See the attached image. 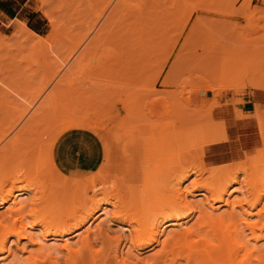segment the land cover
Segmentation results:
<instances>
[{"label": "rangeland", "instance_id": "374dc122", "mask_svg": "<svg viewBox=\"0 0 264 264\" xmlns=\"http://www.w3.org/2000/svg\"><path fill=\"white\" fill-rule=\"evenodd\" d=\"M12 4L17 9L21 7H24V9L18 14V18L8 20L7 25H2V31H0V134L11 126L16 115L18 117V112L29 110L27 115L24 116L25 120L22 118L21 122L24 123L19 122L13 130H10V136L7 135L6 138L11 139V137H14L17 128L21 129V126L26 123L25 121L49 98H52V103H58L59 106H62L66 100L74 103L79 102V99L80 101L89 102L88 100L91 97L94 104L100 103V106H106L105 108L102 107L104 112L101 113L102 117L104 119L108 117V121L111 120L112 122L107 121V127L115 130V134L109 139L112 151L116 153L113 164L115 166L123 164L125 167H132L131 171L123 170V175L126 176L127 187L131 186L140 192L143 189L147 172H150L155 165L153 154L154 147H156L155 145H157L161 136L160 130L166 122L167 126L170 124L169 127H171L173 119L176 118L175 116L179 117L181 114L182 122L181 124L178 123V125L180 124L179 131H176L175 134L179 133L176 138L174 137L175 140L170 131L167 128L165 130L164 141L166 145L171 148L176 140H179L183 148L178 150V154L181 156L194 152L196 156L194 159L192 158V163L197 162L202 148L209 149L212 156L217 158V160H214L216 162H209V167L229 165L225 168L226 174L231 172L237 177L234 183L232 181L228 186L226 183L227 193L224 195L226 201L216 202L209 200L212 199V193L209 191L210 195L208 190L205 187L203 188V183H201L202 186L198 184L199 177L204 179V177H207L204 174L208 172L205 171V173L200 174L201 176L198 175L199 173L196 175L192 173L183 181L184 183L182 182V190L184 192L188 191L189 194L186 193L188 196H186L188 199L186 201L193 203L195 207L199 206V203L200 207H203L201 204L204 202V207L207 206L206 209L210 210L211 213L217 211V214L223 212L228 214L232 212L231 209L235 211V207L231 208L232 205L227 203L228 198L230 201L243 197L249 198L248 200L252 202L256 200L255 196L259 189L256 191L255 186H251V184L247 185L248 188L245 187L244 183L246 184V182L243 181H245V177H250L248 175L250 173L248 170H245V172L241 170L249 166L246 165V167L244 162L251 163V166L254 165L253 167L257 165L255 163L256 155H260V151L264 147V140L259 130L258 143L257 129L254 125H249L253 122L245 123L242 121L246 115L240 110H235V107L239 109V105L245 100L244 97L251 94L253 90L264 91V0H12ZM29 39L34 44H29ZM199 85L202 86L201 89ZM204 85L205 87H203ZM118 96L119 98H117ZM77 97L80 98L77 99ZM257 98H264V95L260 93ZM88 104L89 106L92 104V108L94 107L93 103ZM224 106H226V109H223ZM228 106L234 107V111L227 109ZM257 107L261 108L264 114V104L259 101L256 103L255 109ZM186 112H190V114ZM226 112L233 113V123H238L235 129L230 123L232 121L230 117L219 114L226 115ZM103 114H108V116ZM48 118L44 120L47 121ZM170 119H172L171 122ZM215 123L218 124L217 128L207 131V125ZM244 125L247 127H243ZM240 126L242 128H239ZM40 127L41 130L38 128L33 137L37 145L44 144V141L47 142L48 138L46 137L50 135V133L44 135L45 139L42 135L40 137V134L43 133L42 130H44L43 126ZM251 131L254 133H251ZM239 133L242 135L238 136ZM243 133L250 134L245 137ZM234 135L237 136V140H234ZM42 138L44 139L43 142ZM240 138L245 141V146H243L247 149L244 153L242 152V155H240L242 145L238 140ZM135 139L139 143V151L136 152L133 164H131L128 157L135 148L133 141ZM4 141L0 144V147L3 146ZM8 141H5L4 144ZM235 143L240 147L239 150L234 151ZM256 143L259 147L256 150L249 151L248 148L252 149L257 145ZM162 145L165 146V143L163 142ZM258 152L260 153L257 154ZM240 163L245 167L241 169L240 165L242 164ZM238 166L241 169H239V172L236 171ZM227 169H230V171ZM249 170H251V167ZM231 173H229L231 177L226 176V182L233 177ZM197 175L198 179L196 180L195 176ZM0 178H3V176L0 175ZM4 178L2 179L4 183L1 182L0 188L3 187L5 190L2 189L3 192L0 189V195L10 188L12 189L13 185H15L13 186L15 192L22 186H26L24 181H7ZM173 182L175 180H172L169 184L168 194H174L171 188V185L174 187L175 183L173 184ZM220 183L222 182H219L218 188L225 186V183L222 185ZM194 186H196V189ZM250 186L254 187L251 188ZM38 190L40 191V189ZM246 190L250 191L247 196H245ZM34 191H23L19 195V198L22 197L28 202V206L30 204V207L26 206V210L23 212L26 217L21 221V224L27 223L28 218L32 221V215L30 216L28 212L30 213L35 206H33V201L35 202L38 199L34 200V197L43 195L40 193L42 191L38 193L35 191L37 196H33L35 193L32 192ZM125 191L124 188V198L130 202V198L126 196ZM90 193L92 191L87 194V202L82 201L84 206L78 199L72 202V204L75 202L78 205L74 204L72 206L70 203L72 207H75L72 209H78L76 212H80L81 217H83L89 212L90 207L91 209L94 207L95 203V206L99 203L100 208L96 210L94 215L89 216L79 228L77 227L67 236L70 242L75 244V242H78L79 237L83 238V236L89 234L93 240L92 242L90 239L91 243L94 246L91 245V247L86 248L87 253L84 251L83 254L89 255V252L94 254L96 253L95 250L99 252L100 249H103V252L100 250L101 253L99 254L102 258L101 256L97 258L99 260L101 258L102 264H118L119 262L122 264L125 258L129 261H127L128 264H159L164 255L159 252L162 250V243L160 242L166 238V235L162 232L158 235L160 242L144 246L137 245L134 242H132V245L129 244L133 240L130 235L134 231L128 223L129 221L133 225L137 223L134 226L137 229L140 224L137 221L138 218H133L134 220L130 218L132 215L138 217L136 210L141 206H137V209L135 203L134 205L126 203L123 200L124 198H121L124 201L123 203L129 205H123L122 207V203H120L122 201L120 200L118 203L121 204L123 209L121 215L124 214L123 217L121 215L115 217V213L122 211V209L116 211L119 209L117 208L119 207L118 203V206L112 204L115 206L113 207L111 203L103 201V192H99L100 194ZM29 194H33L32 198ZM139 194L145 196L146 199L147 194L143 195L141 192ZM96 197L101 200H97ZM149 197L147 195L145 206L146 208L149 207L147 212L151 213L150 207L156 209L160 203L153 205L148 203ZM40 199H42V196ZM40 199L38 200L41 201ZM44 202L36 204L39 206L42 204L40 208H44V211L40 212L39 210L42 216L43 213L48 215L51 211L50 207L44 206L45 203L47 204V202ZM246 204L245 202L244 209L238 205H235V209L243 215L248 209V211H252H250L252 214L251 221L258 222L260 220L261 227L258 225L259 228H256V231H258V234L261 233L262 237L260 236L261 239L259 237L257 240L254 239L255 236L248 239L247 235L249 234H247V227L244 225L246 230L243 229V231L245 230L247 234L245 236L248 240H251L250 242H257L258 248L261 246V249H264V216H261L263 219L257 217V213L264 208V193L255 206L250 208V205ZM66 205H62L63 209ZM10 206L11 201L0 206V209H2L0 210V219L6 216V219L4 218L6 223H9L15 217L11 215V212V214L9 213L8 208ZM39 206H36V208ZM61 207L55 209L52 206L53 213L51 211L52 214L50 215L52 217L57 214H60L57 216L62 215V217H64L63 214L66 215L65 218L68 219V223L64 222V218L62 221L67 226H70L69 224L74 225L81 219L80 216V218L78 217L80 213L78 214L74 212L75 210L66 207L68 211H71L70 215L73 212L76 215L78 214L71 219L70 212L66 211L65 214V211L62 212L63 209H60ZM128 207L131 208L130 211ZM113 209H116V212ZM127 210L129 212H126ZM7 211L8 213H6ZM106 212L109 214L108 221L105 219L107 218ZM40 213L38 215H41ZM234 213L236 217L239 216L238 219L243 217V215L240 217L241 214L236 215V212ZM140 214L142 217L143 213ZM112 215H114V219ZM197 215L198 213L186 219L188 225L193 224ZM76 217H78V220ZM160 219L162 220V218ZM53 221L58 222L54 219ZM142 221L144 220H141V226L138 227L140 229L144 228L142 225L145 224L146 226L149 223ZM97 224H99V227H103H100V235L96 231L99 229ZM28 225L31 226V224ZM29 226L27 232L29 231L28 234L31 232L33 239L31 238V240L27 233L22 239L15 235H9L5 242V245H7L5 252H0V263L26 264L29 261L27 264H34L36 258L33 257L39 255L42 257L38 256L40 259L38 258L37 262H40L36 264H52L51 262L56 256L55 259L58 260L59 258L60 264H65L67 256L64 254L67 255V253L64 252L63 254V251H65L63 250V241L49 236L46 238L47 240H43V243V241H40L43 228L41 226L33 228ZM163 228L167 232L183 230L182 228L179 229V226L169 225L168 223ZM249 230L250 237H253L251 230ZM133 235L132 238H134ZM41 242L47 253L55 254L52 258H48L40 251L39 245L42 244ZM77 244L80 246L81 240ZM134 245H137L139 249ZM76 246L78 247V245ZM56 251H58L57 254ZM104 251H106V256L103 254ZM156 255L160 256L158 257V259L160 258L159 261L157 258L155 259ZM80 257L76 261L83 264L85 260L84 264L88 263L89 258L84 256L86 258L82 257V260ZM99 260L98 263L101 262ZM103 260H106V263H103Z\"/></svg>", "mask_w": 264, "mask_h": 264}, {"label": "bare ground", "instance_id": "6f19581e", "mask_svg": "<svg viewBox=\"0 0 264 264\" xmlns=\"http://www.w3.org/2000/svg\"><path fill=\"white\" fill-rule=\"evenodd\" d=\"M28 42H29V44L33 43L32 40H30V39ZM199 87L201 89L202 86L199 85ZM203 87H205V85ZM203 89H206V88H203ZM79 98L77 97V99H79ZM117 98H119V96ZM92 100H93V98H92ZM92 100H91V97L88 100L89 102L83 101V100H82L83 101L82 102L79 99V102L77 101V103H74V102H70V100H69V102L66 100L67 102L65 101L62 104V106H59L60 104L52 103V98H49V100H47L45 103H43V105L39 109H37V111L34 112L28 120L26 119L27 121H25L26 123L24 125H22V126L20 125L21 129L17 128L18 130L20 129L19 132H18V130L15 129L18 132V134L16 131H14V132H16L17 135L15 134L14 137H11V139L9 138L10 141H8L9 139L6 138V137H8L7 135L10 136V134H9L10 130H13L14 127L17 126V124H19V122H21L23 120L22 118H24V116L27 115V112L29 110L26 109L24 111H20V113L18 112V117L16 115V118H15V120H13L11 126L0 134V144L4 141L5 138H6L5 141H8V143H6V144H4L5 143V141H4L3 146L1 145L2 147H0V175L3 176V178L5 177L4 179L7 181L13 180L15 182H17V181L26 182V186L25 185H24V187L22 186L17 191L18 194L13 189L14 188L13 186H15V185H13L12 189L9 186L10 189L7 190V192L2 193L0 195V206L4 203L6 204V202L8 203V201H11V206L8 208V210H9V213L10 212L12 213V214L10 213L12 216H15L14 219L11 220L9 223L8 222L6 223V220H5L6 216L5 215H4L5 217L0 219V252L4 251L6 249L7 245H5L6 244L5 242H6V239L9 237V235H13V236L15 235L18 238L22 239V237L24 235H26V233L28 234V232H29V231L27 232L28 226H29L28 224H31L32 228L37 227V226H41L43 228V229L41 228L44 231L43 232L41 230L43 235L40 231V234L42 235V236L40 235L41 237L39 236L40 241H43L44 239L48 238L49 236H51L52 238L57 239L59 241L60 240L63 241V250H65V251H63V254H64V252L67 253V255L64 254L65 256H67V258L65 259L66 262L63 260V262H65V264H72V263L76 264V262H77V264H82L79 261H76V259L79 258L80 256H82V254L84 253L86 248H88L89 246L91 247V245H92V247L94 246L93 243H91L92 239L90 238V235L89 234L85 235V236H83V238L77 237L79 240H81L80 246H79V244H77V243H79V240H77L78 242H75V244L78 245V247L75 244H72L70 242L69 237H67V236L69 234H71L77 227L79 228V226H81V224L83 222H85L89 216L94 215L96 210H98L100 208V205H98L99 204L98 203L97 206H95L96 205V203H95L94 207L92 209L90 207L89 212L85 216L81 217V213L79 212L80 213L79 214L78 212H76L78 209L77 210L72 209V208H75V207H72L74 204H76V205H78V204L75 202L72 204V202L77 201V199H78L79 201H81V203H82V201H85V203H86L87 198H88L87 194L89 191H92V193L93 192L94 193L103 192L104 193V197H103L104 202L111 203V205L113 204V205L118 206V204H119L118 202L121 200V198H124L123 189L125 188L126 189V191H125L126 196H128V198H130L129 200L131 203L129 201L125 200V198L123 200L126 201V203L128 202L129 204L134 205V203H135L136 204L135 208L137 206H141L139 209L137 207L138 210L135 209L138 217H136V215H132L130 219L138 218L137 221L140 223L139 226H141V220L142 219L144 220L142 222H149V223H147L146 226H145V224L142 225V227H144V228L140 229V228H138L139 226H137V229H136L134 226H136L137 223L135 225H133V223L131 221H129L128 224H129V226L133 227L132 231H134V233H132L130 235L131 239H133V240L132 241L130 240L131 243H129V244L132 245V242H134L137 245L144 246L147 244L151 245V244L160 242L158 235L162 232L164 235H166V238L164 237L165 239L162 242H160V243H162V245H161L162 250L159 252L164 254V255L162 256V260H160V261H159L160 258L158 259V257H160V256H157L158 254L155 257V259L156 258L158 259L159 264H264V249H261L262 248L261 246H259V248H260L259 249L258 244H256L257 242H250L251 240H248V239L254 238V236H255L254 239H256V240L260 236L262 237L261 233H259L260 234L259 235L257 233L258 231H256V228H259V226H260V223H259L260 220L258 222H252L251 218H250L252 216V214H251L252 211L251 210H250L251 212L248 211L249 209L248 210L245 209L246 213L243 211V209H244L243 207H245L244 206L245 202L248 205H250V208H251V207L255 206L258 201H260L261 196L264 193V147H263V149H261V151L258 149L261 153L258 152L257 154L260 153L261 156L256 155L257 158H256L255 163L257 165H255V167H253L254 165L251 166V163H249V162H248L249 164L244 162L245 166L249 165L251 167V170H249L250 169L249 166L248 167L246 166L249 169L243 168V170H241L242 167H245L242 163H240V164H242V165H240L241 167L240 166L236 167V171H238V172H239L240 168H241L240 170L242 172H245V170L249 171L250 174H248V175L250 177L247 176V174H246L248 172L247 171L245 173V175L247 177H245V181H243V180L242 181L246 182V184L244 183V185H246L245 187H247V188L251 184V186L252 185L255 186L256 191L259 189L257 191L258 193L256 196L253 193L256 200L255 201L253 200L254 202H252V201L248 200L249 198H247V197L245 198L243 196H242L243 198H240V199L238 198L235 201H230L229 198L227 199V203L229 205H232L231 208H234V207L236 208L237 205L242 207L243 208L242 211L245 213L246 216L243 215V213H239V211L235 208H234L235 211H233L232 209L230 211H232L233 213L236 212V215L241 214L240 217H242V215H243L242 218L238 219L239 216L236 217L234 215L235 213L233 214L232 212H230L228 214H226L227 212L217 214L216 213L217 211L216 212L213 211L211 213L210 210L206 209L207 206L204 207V204H203L204 202H202L203 205L201 204V206H203V207H200V203L198 204L199 206L195 207V206H193V203L191 204V202L186 201V199H187L186 196L188 194L187 193L188 191L184 192V190H182V188H183L182 182L185 179H187V177L192 173H195V175L197 173H199L198 175H200V174L205 173V171H206V173L208 172L207 173L208 175L204 174L207 176V177H204V179H200V177L198 179V175L195 177H196V180L198 179V184L201 185V183H203V188L205 187L208 190V192L210 191L212 193V199L210 198L209 200H214L217 202V201H224L225 200L224 195L227 193L226 183H227V186L232 181L234 183V180L236 181L237 177H235L236 175L234 176L231 172H229L232 174L233 177L230 178V180L228 181L229 183H228L225 180L226 176L227 177H231V176L229 175L228 172L226 174L225 168L228 167L229 165L228 166L224 165L225 167H223V166L209 167V162L211 163L214 160H217V158H214L212 156V153L210 152L209 149L202 148L201 149L202 151H200V154H199L200 156L198 155L199 159L196 158L197 162L194 161V163H192L193 162L192 160L196 156L194 152H193L194 155H193V153H186V154L180 156L178 154V147L176 146V143L173 145V147L171 146V148L168 147V145H166V142L164 141L165 140L164 133H165L166 128H167V130L170 131L174 140H175V138H174L175 132L179 131L178 127L182 122L181 118H180L181 114L179 117L176 115L175 116L176 118L173 119V121H172L171 127H169L170 124L167 126V122H166L163 125L162 129L160 130L161 136L158 139L157 145H155L156 147H154L153 157L155 158V165L152 168V170H150V172H147V176H146V179H145V182L143 185V189H142V191H140L143 195L147 194L150 196L148 203H150L152 205L160 203L159 207L156 209H153L152 207H150V211H152L150 213L149 211L147 212L149 207L146 208V206H145V203L147 202L146 201L147 195H146V199H145V196L144 197L140 196V194H139L140 192L135 190L133 187H131V186L127 187V180H126V176L123 175V170L131 171L132 167H125V166H123V164H117L115 166L113 164V159H114V156L116 155V153L112 151V147H111L109 139H110V137H112V135L115 134V130H113L111 128L109 129L107 127L108 122L111 120L108 121V119H109L108 117H107L108 119L106 117H105V119L102 117L101 113H104L102 107L105 108L106 106L105 107L100 106V103L94 104V102ZM123 102H124V100H123ZM88 103H90V104L93 103L94 107L92 108V104L90 105L91 106L90 107ZM12 109H14V108L12 107ZM254 111H255V115H256L255 121L257 122V125L255 126L256 127L255 129H257L256 136H257L258 143H259V130H260L261 136L264 140V114L262 112V109L259 107H257ZM186 113L190 114V112H186ZM186 113H184V114H186ZM29 114H30V112H29ZM219 114L224 116V117H226V116L230 117V119L232 120V121H230V123H232V125L234 126V129H235V126L238 123H236V124L233 123V113L231 114L229 112H226V115L223 113H219ZM172 115L174 116L173 112H172ZM182 115H183V113H182ZM104 116H108V114L104 115ZM46 117L47 118L49 117L48 119L50 121L49 120H47L48 122L45 121L44 119H47ZM26 118H27V116H26ZM211 118H213V117L211 116ZM234 118H236V117H234ZM52 119H55V120H52ZM110 119H112V118H110ZM24 120H25V118H24ZM171 120L172 119H170V122H171ZM178 123H180V124L178 125ZM247 123H252V122L247 121ZM249 125L252 126L251 124H249ZM40 126L44 127V130H42L43 133H41V131H40V133H41L40 137L42 135L44 138L45 137L44 135H47L49 133H50V135H47L49 137H46V138H48L47 142L44 141L45 138L44 139L42 138L43 140L42 139L41 140H42V142L44 141L43 142L44 144L37 145L36 142L34 141L35 139L33 137L35 136L36 131ZM217 126H218V124H216V123L215 124H209V125H207V131H209V129H212V128L215 129V128H217ZM40 128H42V127H40ZM74 128H82V129L91 130V131L95 132L96 134H98L103 141L104 159L102 161V164L98 168V170H96L95 172L73 173L71 175H66L57 167V165L54 161L53 147H54L56 140L59 138L60 135H62L66 131L74 129ZM45 130H46V133H45ZM245 137H246V135H245ZM245 137L243 138L244 140H245ZM169 139L171 140V137ZM238 140L240 141V144L242 145L241 146L242 150L240 153V155H242V152L243 153L245 152V151H243V149H245V147H244L245 141L241 140V138ZM133 141L135 144L134 145L135 148H134L132 154L128 157V161L131 164H133V160H134L136 152L139 151V148H138L139 143L137 142V139H135ZM228 141H229V138H228ZM163 142L165 143V146L162 145ZM258 143H256V144L258 145ZM214 162H216V161H214ZM179 169H180V171H179ZM227 170L230 171V169H227ZM177 171H179V172H177ZM234 173L236 174V172H234ZM3 178H0V184H1ZM172 180H175V182H173V184L175 183L173 185L174 187H172V185H171V188L173 189L174 194H168L167 192L169 189V184H170V182H172ZM215 182H216V184H215ZM219 182H222V183H220L221 185L223 183H225V186H221L223 189H220L221 187H219V188L217 187L219 185ZM2 183H4V180ZM193 183H194V181H193ZM193 183H192V185H193ZM196 186H194L195 189H196ZM253 187H251V188H253ZM191 188H192V186H191ZM216 188H218V189H216ZM0 189L2 190L4 188L1 187ZM37 189H40V191H42V192H40L39 190L37 191ZM29 190H33V191L35 190V191H37V193L40 192L43 195H41L39 193L42 196V199H40L41 196L36 197V198L34 197V200H36L38 198L41 201H39L38 199L36 200L38 203H35L36 201L35 202L33 201V206L35 205L33 207L34 209L32 208L30 213L28 212V214L30 216L32 215V218H33L32 221H31V219L28 218V220L26 221L27 223L21 224V221L23 219H25L24 217H26L25 213H23V212H24V210H26V206H28V202H26V200L22 199V197L19 198V195L22 194L23 191L25 192V191H29ZM251 190H253V189H251ZM35 191L32 193H35ZM189 192H191V191H189ZM248 192L250 193V191L246 190L245 196L248 195L247 194ZM253 192H255V191L253 190ZM92 193H90V194H92ZM211 193H210V195H211ZM35 194L34 195L32 194V195L37 196V194L36 195ZM32 195L29 194V196L31 198H32ZM168 195H170V197H168ZM94 196L95 195L93 194V197ZM30 197H29V199H30ZM98 197L100 198V196H98ZM99 198H97V200H101ZM168 198H169V200H168ZM245 199H246V201H244ZM30 200H32V199H30ZM209 200H208V202H210ZM43 201L47 202L48 205L45 202H44L45 205L44 204L43 205L48 207V208L50 207L51 211L53 208L58 209L59 207H61L62 205H66V203H67L66 207L70 208L72 210H75L74 212L78 213L79 215L78 214L77 215H78V217L80 216L81 219L78 220V217H76L78 222L74 223V225L69 224L70 226H67V225L63 224L65 221L68 223V221H67L68 219L65 218L66 215H64V214H63L64 217H62V215L57 216L60 214H57L54 217H52L50 214H52L53 211H52V213H51V211H49V213H50V214H48L49 216L43 212H42L43 213V216H42V214L40 212L44 211V208H40V207H42V204H40L41 206L36 205V204H39L40 202L43 203ZM124 201L120 202V203H122V207H123V205H129V204L123 203ZM30 202L32 203V201H30ZM94 202L95 201L93 200V203ZM68 203H69V206H68ZM70 203L72 206L70 205ZM88 203H89V201H88ZM36 206H39V207H37L39 209H37ZM52 206H53V208H52ZM83 206H84V204H83ZM28 207H30V204ZM66 207L64 209H63V206L60 208V209H63L62 212L65 211V214H66V211H68L66 209ZM80 207H81V205H80ZM113 207H115V206H113ZM120 207H121V204H119V207H117L119 209H117V210L113 209V211L116 212L118 210H121L122 207L121 208ZM126 207L124 208V211H125ZM198 207H200V208L197 209ZM228 207H230V206H228ZM128 208L127 209L130 211L131 208L130 207H128ZM39 210H40V212H39ZM128 210L126 212H129ZM45 212H47V211H45ZM114 212H112V213L114 214ZM122 212H123V209H122V211L115 213L114 214L115 217L120 216ZM136 212H134V213H136ZM139 212L143 213L142 217L140 216L141 214ZM6 213H8V211ZM39 213L41 215H38ZM68 213L70 215L71 211L69 210ZM68 213H67V215H68ZM73 213H72V215H70L71 219L74 217V215L77 216L75 213L74 214ZM196 213H198L196 220L193 222V224L188 225V220H186V219L192 215H196ZM213 213H215V214H213ZM44 214H45V216H44ZM257 214H258L257 217L259 216L258 219H260L261 216H264V208H262V210H260ZM105 215L107 217L105 219H106V221H108V215L109 214H107V212H106ZM114 215H112V218ZM47 216L48 217L51 216L52 217V218L50 217L51 220ZM124 217L126 218V216H124ZM139 217L141 218V220ZM63 218L65 219L64 222L62 221ZM160 218H162V220ZM53 219L58 220V222L55 223L53 221ZM127 219H126V221H127ZM261 219H263V217ZM29 220H30V222H29ZM104 221H102V222H104ZM24 222H25V220H24ZM73 222H75V220H73ZM261 222H263V221H261ZM167 223L169 225L179 226V229L182 228L183 230H178V231L174 230L173 232H167L166 229L163 228V226ZM99 224H97L98 227H99ZM243 225L245 227H247L246 232L249 235L246 234V232H245L246 229L244 228ZM31 226H29V227H31ZM100 227H99V229L97 228L98 230H96L99 232V235L101 233V231H100L101 228H103V227H101V228ZM95 229H96V227H95ZM95 229H94V231H95ZM243 229H245V230L243 231ZM249 229L251 230V235L253 234V237H250V233L248 232ZM130 232H131V229H130ZM30 234H31V232H30ZM30 234H28L29 236L28 235L27 236L30 237V239L31 238L33 239L32 234H31L32 237L30 236ZM95 234H94V236L98 235V234H96V235ZM132 235L134 236V238H132ZM245 235H247L248 239L246 238ZM261 237L259 239H261ZM127 238H128V236H127ZM17 240H19V239H17ZM94 240H95V238H94ZM56 242H58V241H56ZM92 242H93V240H92ZM43 243H44V241H43ZM43 243L39 245L40 251H42L43 254L46 255L48 258H52L55 254L53 255V254L47 253V250H46L45 246L43 245ZM252 243H254V244H252ZM137 245L136 246L134 245V247L138 248ZM130 247H129V250H130ZM87 250L89 251L90 249H87ZM100 250H102V252H103V249H100ZM100 250H99V252H98V250H95L96 253H94V254L89 252V255L91 254L90 256H92L91 258L88 254L87 255L83 254L82 257L86 256L87 258H89L88 259L89 261L91 260L90 262L88 261V263L86 262L87 264H102V260H101L102 256L99 255L101 253ZM39 252H37V253H39ZM57 252L58 251H56L55 253L57 254ZM85 253H87V251H85ZM105 253H106V251H104L103 254H105ZM40 255H42V253ZM59 255H60V253H59ZM106 255L107 254H105V256ZM165 255H166V257L164 258ZM38 256L33 257V258H36V262L34 261V264L40 262V261L37 262V259L39 257H42V256H39V257ZM100 256H101V258H100L101 262L98 263L99 259H97V258H99ZM82 257H80V258H82ZM86 257H84V259ZM55 258H57V256L54 257V260H52L51 263L52 264H60V262L58 261L59 258H58V260H56ZM82 260H83V258H82ZM105 261L103 263H106ZM127 261L128 260L125 258L122 261L123 262L122 264H126V263L128 264L129 261L128 262ZM84 262H85V260H84ZM84 262H83V264H84ZM27 263H29V261L26 262V264ZM120 263L121 262H119L118 264H120ZM12 264H15V263H12ZM16 264H19V263H16Z\"/></svg>", "mask_w": 264, "mask_h": 264}, {"label": "crops", "instance_id": "0c3cea01", "mask_svg": "<svg viewBox=\"0 0 264 264\" xmlns=\"http://www.w3.org/2000/svg\"><path fill=\"white\" fill-rule=\"evenodd\" d=\"M23 9L24 7L17 9L12 4V0H0V31H2V25H7L8 20H15L18 18V14ZM260 93L264 95V91L253 90L251 94L244 97L245 100L239 105V109H236L235 107V110H240L246 115L242 121H251L253 122L251 125L254 126L257 125L254 114L255 105L259 101L264 104V98H257V95ZM223 109H226V106H224ZM227 109L234 111V107L232 106H228ZM239 128H242V126ZM178 133L179 132L175 134V138ZM251 133L254 132L251 131ZM243 134L249 135L250 133ZM240 135L242 134L239 133L238 136ZM233 138H235L234 140H237V136L235 137L234 135ZM176 146L178 147V150L183 148V146L180 145L179 140H176ZM258 147L259 145H256L255 147H252V149L248 148V150H256ZM229 148L232 151L231 147ZM239 149L240 147L235 143L234 151ZM246 150V148L243 149V151ZM53 158L57 167L66 175L95 172L98 170L104 159L103 141L98 134L88 129L74 128L68 130L56 140L53 147Z\"/></svg>", "mask_w": 264, "mask_h": 264}, {"label": "snow or ice", "instance_id": "6c2138e0", "mask_svg": "<svg viewBox=\"0 0 264 264\" xmlns=\"http://www.w3.org/2000/svg\"><path fill=\"white\" fill-rule=\"evenodd\" d=\"M0 210H2V209H0Z\"/></svg>", "mask_w": 264, "mask_h": 264}]
</instances>
